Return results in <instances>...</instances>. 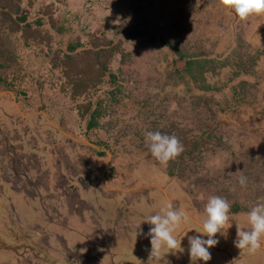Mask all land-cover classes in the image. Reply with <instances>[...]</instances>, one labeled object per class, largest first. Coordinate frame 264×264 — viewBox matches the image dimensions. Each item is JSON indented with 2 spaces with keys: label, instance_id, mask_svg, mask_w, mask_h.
Returning a JSON list of instances; mask_svg holds the SVG:
<instances>
[{
  "label": "rangeland",
  "instance_id": "obj_1",
  "mask_svg": "<svg viewBox=\"0 0 264 264\" xmlns=\"http://www.w3.org/2000/svg\"><path fill=\"white\" fill-rule=\"evenodd\" d=\"M1 1L0 264H49L52 255L57 264L76 256L79 264H93L94 254L68 253L61 237L53 240L62 223L55 212L66 203L68 214L89 206L91 200L77 196L83 185L102 184L110 195L112 178L128 191L107 198L124 199L117 211L137 206L145 186L157 208L180 200L197 209L189 229L204 239L195 229L202 230L211 196L227 199L235 213L227 237L217 239L233 243L236 224L250 227L248 213L264 203V38L246 43L254 34L248 19L219 0ZM71 44L76 51L69 52ZM181 54L203 60L201 72L190 75ZM86 65L92 77L78 74ZM97 104L101 117L89 129ZM146 131L177 136L184 151L162 165ZM32 196L37 209L42 200L62 197L51 216L39 214L38 230L17 219ZM27 217L33 225L34 216ZM51 221L59 227L50 229ZM107 221L113 228L114 218ZM226 247L233 256H224L228 264L264 263L263 247L255 254Z\"/></svg>",
  "mask_w": 264,
  "mask_h": 264
},
{
  "label": "crops",
  "instance_id": "obj_2",
  "mask_svg": "<svg viewBox=\"0 0 264 264\" xmlns=\"http://www.w3.org/2000/svg\"><path fill=\"white\" fill-rule=\"evenodd\" d=\"M249 23L251 25V29H253V33L247 39L248 44H250L252 41H261L264 38V15L260 16H251L248 18ZM245 41V39L243 38ZM250 42V43H249ZM104 154V153H103ZM110 177V176H109ZM83 178H80V183H82ZM114 180L113 178L110 179V182L107 184V188L110 192V195L106 194V191L102 189V184L100 185H95V184H90L88 185H83V190L84 193H77L78 198L81 201H85L84 197L86 199L88 198L91 200L90 203H87L89 206H87L85 209L82 211H73V213L68 214V211L66 209V205L62 204L61 208L55 212V214H58L59 217L56 218L58 221L62 222L59 224L55 223L56 221H51L49 222V227H59L58 232L56 233L55 237H52L53 240L55 241V238H58L60 240L61 237V242L63 243L62 246H64V249L69 252L74 251L77 255L81 257H85L86 253L88 254H94V263L96 264H126L125 261L123 260L124 258L127 259V264H192L190 261V256H189V244H188V236H193L195 234V231H191L189 229V221L188 219L180 225L179 228L176 229V233L182 231L180 233L179 237L177 238H182L181 240V247L183 251H176L173 250V252L166 253V249H161V255L160 258L152 257L150 256L151 252V244L150 240L148 239L147 233L149 232L150 227L152 225L148 224L144 220L151 214H156L161 211L162 206L157 208L159 203H156L151 196H150V191L152 189H148V187H141L140 192L137 194L139 196V204L137 206L130 208L127 212L124 210L120 211L118 213L117 210H115L117 203L119 204L120 202L125 203L123 198L117 199L116 197L113 198L112 201H107V198H110L111 196H114L112 194H117L116 196L119 197L125 194L123 192L128 193L127 190H124L121 186H115L114 185ZM94 187H97L98 190H100V194L97 192L92 193L91 191L94 189ZM104 187V186H103ZM162 190L166 193L164 189H159ZM137 191V190H136ZM149 195L151 197V202L149 204H145L146 201L144 202V196ZM158 196H161L160 194ZM173 198L176 200L174 196H176V193L172 194ZM62 198V197H60ZM60 198H53L50 200V202H43L39 204L40 209H37L36 204H38L36 197L32 196V200L29 202V205H24L20 206V214L17 216V219H20L25 225L22 227L24 229L28 228H33L35 226L36 229H39V224L40 222L37 220V218L40 216L39 214H45V215H50L51 212L54 210L52 204H57L58 200ZM62 200V199H61ZM41 201V200H40ZM63 201V200H62ZM173 202L174 207H183L180 203V200ZM181 202H183L181 200ZM34 204V206H33ZM142 205V206H139ZM35 208L38 210L36 211ZM107 208V210H106ZM109 208V209H108ZM184 208L188 211L189 215H192L193 211L197 212V209L192 208L188 205H184ZM117 209V208H116ZM52 210V211H51ZM74 210V209H73ZM28 213V214H27ZM118 213V214H117ZM22 214V215H21ZM235 214V213H228V215ZM27 215H32L33 217V225H30L31 221L28 219ZM112 215V216H111ZM115 215L118 216V218L114 217ZM202 215V213H201ZM47 216V217H48ZM36 217V219H35ZM45 218V217H44ZM93 222H92V219ZM95 218V219H94ZM114 218V221L112 222L113 228L109 226V222L107 221L110 219ZM48 220V218H46ZM55 219V220H56ZM118 221H117V220ZM97 220V221H94ZM42 225L46 224L43 220H40ZM117 221V222H116ZM92 224L97 225L96 229L92 227ZM47 225V224H46ZM59 225V226H58ZM29 226H31L29 228ZM108 227V228H106ZM98 228L100 230H98ZM105 231L102 232V231ZM92 236H90V234ZM187 233V234H186ZM50 234V233H49ZM186 234V235H185ZM37 235V234H36ZM185 235V236H184ZM97 236V242L92 241V237ZM103 236V237H102ZM34 237V236H33ZM36 240H39V237L35 236ZM51 238H46L45 241L48 242ZM178 241L180 239H177ZM56 242V241H55ZM54 242V243H55ZM97 243L98 245L95 246ZM5 244L8 246V242H5ZM54 245H57L56 243ZM226 246H231L235 250V246L232 242H229L228 240L221 239L219 240L218 245L214 246L211 248V260H209V263L211 264H228L227 258L224 257L227 254L231 255L230 252L228 251ZM8 248V247H7ZM181 249V250H182ZM264 250V247H263ZM176 251V252H175ZM264 252V251H263ZM73 253V252H72ZM264 254V253H263ZM70 256H76V255H70ZM89 256V255H87ZM57 256L52 255L51 260H46L51 261L49 264H57V261L55 260ZM149 257L148 262H138L135 263L134 259H139L143 258L147 259ZM221 260V258H223ZM37 258V257H35ZM233 256L231 255V261H232ZM70 261L67 262H60L58 264H79L77 260H79L78 256L71 257L69 259ZM222 261V262H221ZM208 263V262H207ZM195 264H200L199 261H196ZM230 264H232L230 262ZM264 264V263H262Z\"/></svg>",
  "mask_w": 264,
  "mask_h": 264
},
{
  "label": "clouds",
  "instance_id": "obj_3",
  "mask_svg": "<svg viewBox=\"0 0 264 264\" xmlns=\"http://www.w3.org/2000/svg\"><path fill=\"white\" fill-rule=\"evenodd\" d=\"M221 6L233 10L241 21L251 16L264 15V0H219ZM146 142L150 152L162 165H167L170 160L176 159L184 151V146L175 135L162 134L160 131H146ZM241 187H246L247 177L238 178ZM231 205L221 196H211L206 205V217L201 222L202 230L195 229L201 235L188 236L189 256L192 264L202 260H211L210 248L218 245L216 235L227 237V230L231 227L228 215ZM189 219V213L184 207H174L169 201L159 213L149 215L144 221L152 225L147 235L151 238L150 256L160 258L161 249L166 253L183 251L181 240H177L173 233L182 222ZM250 227L245 230L236 224V239L234 246L241 251L255 254L264 247V203H257L248 213ZM187 234V233H186ZM185 234V235H186ZM184 235V236H185ZM182 249V250H181ZM175 251V252H176Z\"/></svg>",
  "mask_w": 264,
  "mask_h": 264
},
{
  "label": "trees",
  "instance_id": "obj_4",
  "mask_svg": "<svg viewBox=\"0 0 264 264\" xmlns=\"http://www.w3.org/2000/svg\"><path fill=\"white\" fill-rule=\"evenodd\" d=\"M0 2H2L1 0H0ZM68 50H69V52H74V51H76L77 50V48H78V46H75V45H69L68 46ZM98 48V47H97ZM96 52H97V54H99L100 52H102L100 49H97L96 50ZM182 58H184L185 60H186V69H187V72L190 74V75H193L194 76V73H195V71H199V72H201L200 70H199V67L201 66L200 65V63H202L203 62V60H201L200 58H196V57H190V58H187L185 55H183V54H181L180 55ZM204 59V58H203ZM67 65H71L70 64V62H67L66 63ZM87 67H82V68H79V71H77L78 72V74H85L86 73V71L91 75L92 74V72H93V69L90 67V66H88V65H86ZM74 68H76L75 66H73ZM74 68H70V69H74ZM86 69V70H85ZM104 71H106L107 70V67H106V65L104 66ZM90 76H88V78L87 79H90L91 77H92V75H91V77L89 78ZM195 78H197L196 76H195ZM110 80L109 81H111V83H115L116 82V75L115 74H111L110 75V78H109ZM0 80H1V78H0ZM76 83V82H75ZM11 85H13L12 83H11ZM75 87H78V86H76V85H74ZM202 89H203V87H201ZM77 91V90H76ZM78 92V91H77ZM98 106L91 112V115H90V118H89V121H88V128L89 129H93V128H95L96 126H97V121H98V119L101 117V105L100 104H97ZM101 154H103V153H105L104 151H102V152H100Z\"/></svg>",
  "mask_w": 264,
  "mask_h": 264
}]
</instances>
